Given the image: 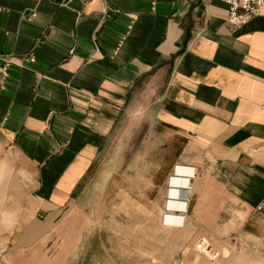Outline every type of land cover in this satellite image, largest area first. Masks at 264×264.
Wrapping results in <instances>:
<instances>
[{
	"label": "crops",
	"instance_id": "obj_1",
	"mask_svg": "<svg viewBox=\"0 0 264 264\" xmlns=\"http://www.w3.org/2000/svg\"><path fill=\"white\" fill-rule=\"evenodd\" d=\"M222 17L212 0H0V264H133L118 209L138 222L182 170L179 223L215 264H264V9Z\"/></svg>",
	"mask_w": 264,
	"mask_h": 264
},
{
	"label": "rangeland",
	"instance_id": "obj_2",
	"mask_svg": "<svg viewBox=\"0 0 264 264\" xmlns=\"http://www.w3.org/2000/svg\"><path fill=\"white\" fill-rule=\"evenodd\" d=\"M186 176H188L187 170L169 175L166 180V190L162 192V200L161 189L158 187V192H150L149 208L129 209L133 211L130 215H133L134 221L138 222L121 223L125 217L120 214L125 209H118L119 247H125L126 239L130 238L127 243L134 249L133 264H215L222 258V251L216 248L212 249L217 255L210 260L194 253L190 245L199 235L191 232L187 225L179 223V216L173 213L181 208ZM160 201L161 209L158 207ZM142 219L143 223H141ZM157 219L162 225L157 223Z\"/></svg>",
	"mask_w": 264,
	"mask_h": 264
},
{
	"label": "built area",
	"instance_id": "obj_3",
	"mask_svg": "<svg viewBox=\"0 0 264 264\" xmlns=\"http://www.w3.org/2000/svg\"><path fill=\"white\" fill-rule=\"evenodd\" d=\"M223 6V22L234 27L241 24L244 20L255 16L258 9H264V0H212ZM261 66L264 69V56L262 57ZM264 100V88H262ZM264 150V143L260 145ZM191 250L206 260L213 259L216 256L215 251L210 248L201 237H195L190 245Z\"/></svg>",
	"mask_w": 264,
	"mask_h": 264
},
{
	"label": "bare ground",
	"instance_id": "obj_4",
	"mask_svg": "<svg viewBox=\"0 0 264 264\" xmlns=\"http://www.w3.org/2000/svg\"><path fill=\"white\" fill-rule=\"evenodd\" d=\"M173 168H174V166L171 168V171L173 170ZM171 171H170V174H171ZM188 175H189V173H188Z\"/></svg>",
	"mask_w": 264,
	"mask_h": 264
}]
</instances>
